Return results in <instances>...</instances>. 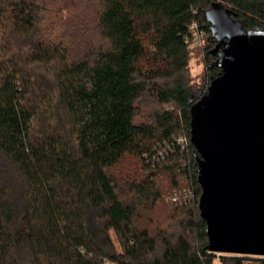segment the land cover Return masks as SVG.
<instances>
[{
	"label": "trees",
	"instance_id": "trees-1",
	"mask_svg": "<svg viewBox=\"0 0 264 264\" xmlns=\"http://www.w3.org/2000/svg\"><path fill=\"white\" fill-rule=\"evenodd\" d=\"M213 2L244 30L264 28V0H0V264H212L189 108L220 74L205 17ZM192 24L209 62L196 91ZM144 95L172 107L143 121ZM126 157L145 174L120 185L113 170ZM161 174L193 196L175 208L178 231L153 237L135 225L136 207L160 199Z\"/></svg>",
	"mask_w": 264,
	"mask_h": 264
},
{
	"label": "water",
	"instance_id": "water-1",
	"mask_svg": "<svg viewBox=\"0 0 264 264\" xmlns=\"http://www.w3.org/2000/svg\"><path fill=\"white\" fill-rule=\"evenodd\" d=\"M205 17L220 74L189 108V142L206 248L264 258V28L244 30L217 2Z\"/></svg>",
	"mask_w": 264,
	"mask_h": 264
},
{
	"label": "rangeland",
	"instance_id": "rangeland-1",
	"mask_svg": "<svg viewBox=\"0 0 264 264\" xmlns=\"http://www.w3.org/2000/svg\"><path fill=\"white\" fill-rule=\"evenodd\" d=\"M88 38L94 44H99V40L95 33L92 32L89 34ZM206 39L207 36L204 35L202 38L196 39L194 43H190V45L188 44L189 49H192V51H190L186 75L190 79V86L195 91L199 90L201 84L205 82L208 75L206 65L209 62L205 57L203 50V47L207 46ZM143 66L144 68L148 67L147 64H144ZM171 107L172 105L160 103L155 98L144 95L139 102L141 113L140 119L148 121L150 120L152 113L155 111H162ZM113 174L117 177L118 183L123 185L127 180L131 181L135 179L136 181H139V179L144 176L145 171L139 160L132 157H126L113 170ZM175 178H177V176H175ZM154 189L160 194V199L150 201V203L147 204H139L136 207L137 217L135 218V225L140 229H146L153 237H157L158 234L162 232H177L178 228H176V223L181 215L175 211L176 206L172 205L169 199L174 192H181L184 190H174V188H172L171 176H168L167 174H161L156 178L154 181ZM212 264L221 263L217 259H214Z\"/></svg>",
	"mask_w": 264,
	"mask_h": 264
},
{
	"label": "built area",
	"instance_id": "built-area-1",
	"mask_svg": "<svg viewBox=\"0 0 264 264\" xmlns=\"http://www.w3.org/2000/svg\"><path fill=\"white\" fill-rule=\"evenodd\" d=\"M189 33H190V43H194L196 39H200L204 36V32L202 29L199 27L198 24H192L189 27ZM189 43V45H190ZM175 143L178 145L180 148L181 152H186L187 151V145H188V140L184 134L177 135L174 137ZM193 192L190 189L184 190V191H179V192H174L169 201L172 205L181 206L186 204L188 201L192 199ZM225 254H216V259H219V256H222ZM231 256V255H230ZM234 256V255H232ZM102 264H107L106 262H103Z\"/></svg>",
	"mask_w": 264,
	"mask_h": 264
},
{
	"label": "flooded vegetation",
	"instance_id": "flooded-vegetation-1",
	"mask_svg": "<svg viewBox=\"0 0 264 264\" xmlns=\"http://www.w3.org/2000/svg\"><path fill=\"white\" fill-rule=\"evenodd\" d=\"M219 50V49H218ZM218 52V51H217ZM217 52H215V53H213L212 54V56L214 57V58H216V54H217Z\"/></svg>",
	"mask_w": 264,
	"mask_h": 264
}]
</instances>
